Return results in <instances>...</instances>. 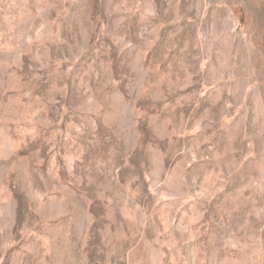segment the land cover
<instances>
[{"label": "rangeland", "instance_id": "obj_1", "mask_svg": "<svg viewBox=\"0 0 264 264\" xmlns=\"http://www.w3.org/2000/svg\"><path fill=\"white\" fill-rule=\"evenodd\" d=\"M0 264H264V0H0Z\"/></svg>", "mask_w": 264, "mask_h": 264}]
</instances>
